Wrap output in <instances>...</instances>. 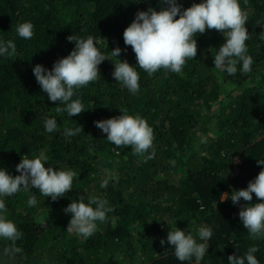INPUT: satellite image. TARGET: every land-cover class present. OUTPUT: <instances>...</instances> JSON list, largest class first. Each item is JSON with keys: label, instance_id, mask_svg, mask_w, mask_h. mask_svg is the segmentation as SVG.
<instances>
[{"label": "trees", "instance_id": "16d2710c", "mask_svg": "<svg viewBox=\"0 0 264 264\" xmlns=\"http://www.w3.org/2000/svg\"><path fill=\"white\" fill-rule=\"evenodd\" d=\"M200 2L178 0L184 8ZM240 4L248 14L250 73L227 76L215 69L212 52L224 37L206 29L196 37L197 56L180 74L161 69L149 76L137 67L140 91L132 95L112 76L117 58L137 63L123 32L138 11L166 5L159 0H0V37L17 46V56L0 57V168L19 175L16 165L23 155L44 151L49 165L77 173L73 189L55 201L36 189L6 199L8 218L23 233L17 242L22 252L0 255V264H181L167 243L175 225L186 232L212 227L200 264H227L229 255H243L252 246L264 264V239H251L238 215L241 205L258 198L253 193L251 202L241 198L235 205L219 200L221 193L245 189L264 168L257 164L264 158V40L259 39L264 28L258 25L264 24V0ZM26 21L34 25L29 40L16 32ZM73 34L105 39L101 51L110 59L99 65L100 77L78 91L86 110L70 118L55 113L59 101L48 99L32 68L40 64L51 70L73 50L75 42L67 39ZM116 47L122 50L117 58L111 56ZM121 111L141 115L152 127L155 158L143 162L131 146L115 148L95 127L94 121ZM46 113L56 116L60 131L44 130ZM65 122L82 127L70 141L62 134ZM202 136L207 143L200 142ZM105 178L109 184L102 188ZM30 193L37 197L36 207L26 203ZM81 195L102 196L113 209L87 239L66 230L71 216L64 209ZM7 246L0 241V252Z\"/></svg>", "mask_w": 264, "mask_h": 264}, {"label": "clouds", "instance_id": "9594fccd", "mask_svg": "<svg viewBox=\"0 0 264 264\" xmlns=\"http://www.w3.org/2000/svg\"><path fill=\"white\" fill-rule=\"evenodd\" d=\"M159 2L166 7H161L158 11L152 7L146 11H138L123 32L125 45L131 46L135 53L136 65H130L127 60L121 61L117 58L122 51L119 47L111 51V56L117 58L113 62L112 76L122 88H126L132 95L139 93L140 75L137 67L149 76L161 69L180 74L186 62L197 56L196 37L206 29L220 31L224 37L219 49L212 52L215 69L227 76H234L238 71L242 74L252 71L254 61L248 54L246 43L250 39L246 28L248 14L242 10L240 0H201L188 8H184L178 0ZM258 25L264 28V24L258 22ZM16 32L19 37L29 40L33 37L34 25L27 21L20 23L16 26ZM67 39L69 42H75L70 54L56 60L51 70L37 64L32 71L48 99L52 102L59 101L55 113L67 114L72 118L86 110L78 91L100 77L99 65L110 58L101 51L106 41L101 37L73 34ZM259 39L264 40V32H261ZM13 56H17L16 44L11 39L0 37V57ZM121 112L122 115L117 117L94 121L95 127L106 134V140L115 148L131 146L132 154L141 157L143 162L155 158L152 127L139 114ZM43 124L47 133L61 130L56 116L46 113ZM81 131L82 127H70L65 122L62 134L70 141ZM200 142L207 143V137L202 136ZM48 160L49 157L44 151L32 158L23 155L20 163L16 165L19 175L15 176L6 168H0V241L9 243V246L0 252L4 257H12L22 252L17 242L23 237L22 231L8 218L7 198L15 196L22 189L25 192L36 189L43 197H51L55 201L73 189V180L77 173L72 169L54 168L48 164ZM257 164L264 166V158L257 159ZM108 184L109 179L105 178L101 187H107ZM253 193L260 202L241 205L238 215L250 238L260 240L264 239V168L245 189L234 190L230 194L221 193L219 200L223 202L231 199L234 205L239 204L241 198L245 202H251ZM26 203L30 208L36 207V195L30 193ZM112 211L106 198L81 195L64 209V212L71 216L66 230L70 234L74 233L87 239L98 230L99 225L108 222V213ZM112 222L115 223L114 220ZM212 236L211 226L200 225L195 229L190 227L186 232L175 225L169 227L167 243L172 246L171 249L181 264L193 260L195 264H200L208 253V241ZM161 244H165L164 239ZM258 251V247L252 246L243 255H229L227 264H260L255 255ZM116 259L122 261L124 258L118 254Z\"/></svg>", "mask_w": 264, "mask_h": 264}, {"label": "rangeland", "instance_id": "374dc122", "mask_svg": "<svg viewBox=\"0 0 264 264\" xmlns=\"http://www.w3.org/2000/svg\"><path fill=\"white\" fill-rule=\"evenodd\" d=\"M216 108V106H214L213 108H212V110H214ZM239 162H237L236 164H238Z\"/></svg>", "mask_w": 264, "mask_h": 264}]
</instances>
